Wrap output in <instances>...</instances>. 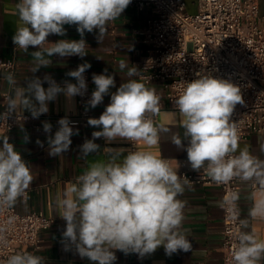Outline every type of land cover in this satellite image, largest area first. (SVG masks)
<instances>
[{"label": "clouds", "instance_id": "9594fccd", "mask_svg": "<svg viewBox=\"0 0 264 264\" xmlns=\"http://www.w3.org/2000/svg\"><path fill=\"white\" fill-rule=\"evenodd\" d=\"M132 0H19L16 11L21 22L12 37L14 45L31 57L32 73L41 67L52 65L51 57L61 58L87 55L85 32L97 31L102 41L110 22L117 20ZM65 25H75L79 40L61 39L55 43L49 35H66ZM38 50L29 52V48ZM128 77L115 92L113 75L93 74L95 90L86 102L85 110L96 108L106 95L110 103L98 118H89L87 124L102 130L93 131L91 139L80 146V158L99 153L103 138L105 143L117 139L143 142L148 149L159 144L160 133L169 127L158 125L153 117L160 112V96L155 87H148L135 65L128 60L118 64ZM91 68L82 63L66 73L76 83L65 81L59 85L50 75L43 79H27L26 86H18L13 76L7 80L14 85V93L8 98V116L18 108L27 110L39 118L49 112L48 103L63 94L66 99L83 97L87 92L84 76ZM126 70V71H125ZM133 77H138L133 79ZM196 79L184 83L175 106L183 118L182 142L179 133L171 135V142L186 151L191 170L206 172L217 184H227L233 179L252 182L264 189V159L240 148V134L233 113L237 105L245 101L240 86L228 79L197 73ZM48 87H43V83ZM58 129L51 135L52 124L43 122L47 137L48 155L61 157L70 150L71 137L79 135L75 122L67 116L57 121ZM28 142V136L24 137ZM36 143L43 147V142ZM264 151V147L261 148ZM179 164L162 158L151 150L129 151L110 155L107 161L94 162L76 178L64 196L57 197L59 217L65 221L62 232L64 251L75 249L81 258L93 264H115L114 250L124 255L137 254L138 258L152 255L163 246L165 255L171 257L179 251H192L188 230L183 227L185 201L179 199L189 186V179L178 174ZM34 180L32 168L25 161L7 136L0 137V209L11 208L26 196ZM236 193L226 197L220 207L227 206L231 218L238 221L235 235L234 264H264V240L248 230V218H240L235 205ZM249 218H264V193L255 199L248 212ZM2 239V238H0ZM5 264H45V258L31 252H17L8 256Z\"/></svg>", "mask_w": 264, "mask_h": 264}, {"label": "crops", "instance_id": "0c3cea01", "mask_svg": "<svg viewBox=\"0 0 264 264\" xmlns=\"http://www.w3.org/2000/svg\"><path fill=\"white\" fill-rule=\"evenodd\" d=\"M19 0H0V58H12L17 62V73L15 81L18 86L25 87L27 79L34 76L43 79L45 75H50L59 85L64 86L65 81L74 83V78L66 75L75 68L78 56L61 58L53 55L52 65L41 67L37 72L32 73L31 57L23 53L14 45L12 37L17 27L21 26L19 21L16 3ZM260 12L263 15L264 26V0L260 1ZM153 15L151 10H138L128 6L121 14V17L112 21L108 25L106 36L102 41L97 40V31L85 32L84 39L87 43V55L82 59L91 64L89 69L91 76L103 74L107 69L109 75L115 78L116 87L110 89L115 92L122 84L127 82L128 77L121 72L118 64L123 60H128L129 67L135 65L139 70V62L147 52L149 44L143 41L140 29L145 27L148 19ZM66 35H49L47 40L55 43L61 39L79 40L80 35L76 31V26L65 25ZM38 50V47L29 48V52ZM126 71V70H125ZM6 74H0V119L2 114L1 92L8 89L11 83L7 80ZM138 77H133L137 79ZM47 88L45 82L42 85ZM148 87H155L160 96L159 125L169 127V132L160 133L159 144L148 149L141 141L137 150H151L161 154L162 158H185L186 151L177 148L171 142V135L179 133L182 142L187 146V141L183 139L184 129L180 126L182 117L177 110L167 107L165 103V91L163 84L159 80H154ZM95 84L92 88L95 90ZM14 93V85H13ZM110 103V95H106L101 104L92 109L95 112H102ZM164 103L162 107L161 104ZM49 112L42 114L39 118L24 119L12 131L11 138L15 148L20 152L22 158L28 162L32 168L34 180L27 190L26 196L16 203V207L21 212L42 211L52 217L53 224L49 229L41 231L42 246L36 251V255L45 258V264H93L88 258H81L76 254L75 249L64 251L62 245V232L65 229V221L59 217L60 210L57 207V197H63L67 189L76 178L81 175L94 162L107 161L110 155L120 154L121 158L129 152V141L117 139L113 143H105L103 138L97 139L95 143L100 145L99 153H92L86 159L80 158V146L86 139H91L93 131L102 130L91 126L80 127L79 135L71 137L72 144L70 150L61 157H51L48 155L47 137L49 133L43 131V122L52 124L51 135L58 129L56 116L58 114L77 115L78 105L76 96L66 99L63 94L57 99L48 103ZM17 111L31 115L27 110L18 108ZM34 124H39L34 127ZM5 136L0 133V137ZM28 136V142L24 137ZM43 142V147L36 141ZM247 147L250 153L264 159V134L252 133L247 139L240 141V148ZM136 150V151H137ZM240 191V205L242 219L248 218V230L252 231L259 239L264 240V218H249V209L253 206L255 199L260 198L264 189L253 190L250 182H242ZM185 201L184 224L188 230L189 239L192 243V251L173 254L171 257L165 255L163 246L155 253L139 259L137 254L124 255L119 250H114L117 256L115 264H221L224 259L223 243V211L220 207L222 202V192L218 186H203L189 183L182 196L178 197Z\"/></svg>", "mask_w": 264, "mask_h": 264}, {"label": "built area", "instance_id": "2783aa9c", "mask_svg": "<svg viewBox=\"0 0 264 264\" xmlns=\"http://www.w3.org/2000/svg\"><path fill=\"white\" fill-rule=\"evenodd\" d=\"M196 1L199 4L198 11L190 13L187 0H132L130 7L140 11L149 8L153 13L147 25L140 29L143 41L149 44L139 62L143 82L149 85L154 80H159L164 87L167 107L177 110L175 100L181 94L184 83L198 78L197 73L228 79L240 86L245 101L244 105L236 106L232 117L237 122L240 141L247 139L252 133L264 134V26L260 12L261 0ZM82 63L85 61L78 58L74 70ZM2 73L15 79L16 60L0 58V74ZM84 76L87 92L83 97L76 96L78 114H58L56 123L67 116L70 121L75 122V126L87 127L89 118H98L103 113L91 108L85 110L86 102L94 90L89 69ZM11 95L13 84L1 92L0 133L14 144L12 131L22 120L32 116L17 110L4 116ZM153 119L159 125V114ZM38 126L39 124H34V127ZM138 144L139 142H129V151H136ZM165 159L171 160L173 164L177 162L178 174L187 176L190 183L218 186L222 192V201L233 193L238 194L235 207L242 219V181L233 179L227 184H217L205 171L191 170L185 158ZM250 187L253 190L261 189L252 182ZM222 211L224 259L221 264H234L238 221L231 218L227 206L222 207ZM52 224V217L42 211L21 212L16 206L0 209V264H5L8 256L17 252L36 254L42 246L41 231L49 229Z\"/></svg>", "mask_w": 264, "mask_h": 264}, {"label": "rangeland", "instance_id": "374dc122", "mask_svg": "<svg viewBox=\"0 0 264 264\" xmlns=\"http://www.w3.org/2000/svg\"><path fill=\"white\" fill-rule=\"evenodd\" d=\"M188 2V12L190 13H196L198 11L199 8V4L198 1L196 0H187Z\"/></svg>", "mask_w": 264, "mask_h": 264}]
</instances>
